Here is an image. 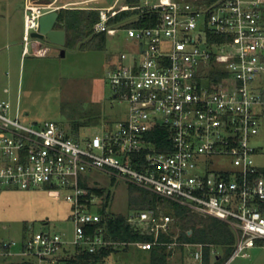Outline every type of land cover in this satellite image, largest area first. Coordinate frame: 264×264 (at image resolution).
Masks as SVG:
<instances>
[{"label":"built area","instance_id":"2783aa9c","mask_svg":"<svg viewBox=\"0 0 264 264\" xmlns=\"http://www.w3.org/2000/svg\"><path fill=\"white\" fill-rule=\"evenodd\" d=\"M93 1L99 0L61 6L59 0H26L25 54L33 40L40 42L32 34L40 31L44 15L70 7L98 11L95 33L114 37L125 30L136 43V52L129 59L124 56L127 62L110 76L114 96L129 105L128 116L115 125L102 124L95 135L81 139L56 122L26 125L20 102L16 110L11 101L0 102V187L66 193L74 226L70 241L50 232L32 234L23 245L3 241L0 257L70 264L67 259L75 252L69 256V248L96 254L112 244L104 240L103 229H94L104 221L98 210L105 205V196L92 193L96 185L87 180L94 171L229 224L236 244L223 264L250 259L249 250H264V170L251 145L264 118L260 0L206 5L159 0L139 7L159 13L154 26L127 29L110 27L109 22L130 7L121 0L110 7L87 6ZM48 51L38 48L33 54L44 56ZM159 128L168 138L160 150L154 141ZM110 207L111 202L108 219L120 215ZM125 216L132 227L155 236L153 243L130 245L143 251L155 245L191 249L193 260L203 264L208 245L180 243L178 238L160 242L161 235L174 231L173 217H157L156 211ZM221 256L212 249L213 261Z\"/></svg>","mask_w":264,"mask_h":264},{"label":"rangeland","instance_id":"374dc122","mask_svg":"<svg viewBox=\"0 0 264 264\" xmlns=\"http://www.w3.org/2000/svg\"><path fill=\"white\" fill-rule=\"evenodd\" d=\"M82 1L85 0H59L57 5ZM115 1H93L87 6L108 7ZM182 1L207 4L206 0ZM158 2L142 0V4ZM260 2L264 11V0ZM3 3L5 1L0 0V5ZM11 24L7 25L0 17V102L11 101L15 110L20 102L26 125L41 126L52 121L61 125L71 136L84 139L95 135L102 124L115 125L128 116L129 105L114 99L110 80L112 71L127 62L124 56L129 59L130 54L137 50L136 43L125 30L114 37L107 35L103 45L89 47L85 42L83 47L81 44L76 49L62 48L46 39L43 43L49 48L47 54L34 56V46L31 45L29 54L21 59L25 43L22 41L20 47H12L13 35L5 31L6 28L10 29ZM63 50L65 56H62ZM12 55L13 61L9 64L7 59ZM97 122L100 124L95 125ZM261 123L260 132L251 139V145L257 150L255 160L258 167L264 170V118ZM87 180L111 194V212L120 215L131 213V185L122 181L111 182L96 171L92 172V179L89 176ZM159 210V215H169L163 206ZM72 215L73 205L66 200L64 192L56 195L50 194L46 188L23 191L0 187V243L5 241L23 245L30 235L44 232L59 233L70 241L74 236V226L70 220ZM183 231L179 226L173 238H179ZM168 250L171 253L168 264H198L191 257V249L181 247ZM249 253L250 259H239L236 264H264V250L253 249ZM150 257L149 251L133 246L128 252L112 255L106 264H150ZM21 261V258L0 257V264Z\"/></svg>","mask_w":264,"mask_h":264},{"label":"trees","instance_id":"16d2710c","mask_svg":"<svg viewBox=\"0 0 264 264\" xmlns=\"http://www.w3.org/2000/svg\"><path fill=\"white\" fill-rule=\"evenodd\" d=\"M216 0H206L207 4H212ZM122 5L130 7L129 10L122 11L109 22L110 27L131 28V27H149L154 26L158 19L159 13L156 11L142 10V0H121ZM200 3V2H198ZM60 12V22L64 24L67 32V44L65 47L76 49L84 46L86 42L89 47L95 44L103 45L107 38V33H95L94 26L99 22V12L96 10L85 9H62ZM99 39V41H98ZM88 40V41H87ZM95 118H91L94 120ZM93 124V123H91ZM97 122L95 125H99ZM165 129L159 128L156 132L157 137L154 141L157 143L159 150L161 149L162 141H167ZM131 211H156L159 217V209L163 208L168 211L169 216L173 217L174 231L168 235H161V243H171L174 241L173 235L179 229V226L184 230L178 238L180 243L190 244H205L208 247L205 249L203 264H223L229 259L234 251L236 244V234L229 224L213 217H207L191 212L188 208L174 204L168 200L159 198L158 196L136 186L130 187ZM92 193L99 196H105V205L101 210H98L104 217V221L94 227V229L104 230V240L110 245L99 250L96 254H90L87 251L75 252L67 263L70 264H106L110 257L120 252H128L130 244L135 243H153L154 235L143 234L142 231L135 229L128 222L125 215L114 216L111 219L107 218V207L111 202V194H107L102 188L95 187ZM139 209V210H138ZM191 232V234H190ZM113 244H119L114 246ZM212 249L219 252L222 256L216 261L211 258ZM71 249H67L66 253L70 256ZM150 252V264H168V259L171 255L168 246L155 245ZM9 264H36L33 260H23L21 262H12Z\"/></svg>","mask_w":264,"mask_h":264},{"label":"crops","instance_id":"0c3cea01","mask_svg":"<svg viewBox=\"0 0 264 264\" xmlns=\"http://www.w3.org/2000/svg\"><path fill=\"white\" fill-rule=\"evenodd\" d=\"M5 3L0 5V17L2 18L3 22H5L7 25L8 23H12L10 29L8 30L6 28V33H9V35H13L11 38L12 40V47H20V44H22V41L24 42V30H25V1L26 0H4ZM52 0H40V2H51ZM112 6V5H111ZM110 7V6H108ZM67 9H80V8H67ZM8 22V23H7ZM19 23V26H18ZM17 31V35H16ZM23 31V32H22ZM45 41V40H44ZM21 42V43H20ZM52 44V43H51ZM32 45L34 46L33 49L38 48H48L47 46H44L43 41L40 42H33ZM28 54H25V47L23 51L21 52V59L24 58ZM34 56H38L33 54ZM13 56H8V62L13 61ZM191 234V232H190ZM70 254L73 253V249L70 248Z\"/></svg>","mask_w":264,"mask_h":264},{"label":"water","instance_id":"95a60500","mask_svg":"<svg viewBox=\"0 0 264 264\" xmlns=\"http://www.w3.org/2000/svg\"><path fill=\"white\" fill-rule=\"evenodd\" d=\"M59 18V11L44 15L40 20V31L33 33L32 38L40 41L47 39L53 45L64 48L67 44V32L64 24L60 22ZM65 54V50H63L62 56H65ZM114 99H117V97L114 96Z\"/></svg>","mask_w":264,"mask_h":264}]
</instances>
